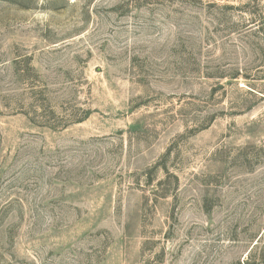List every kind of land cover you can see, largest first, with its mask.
Returning <instances> with one entry per match:
<instances>
[{"label": "rangeland", "instance_id": "1", "mask_svg": "<svg viewBox=\"0 0 264 264\" xmlns=\"http://www.w3.org/2000/svg\"><path fill=\"white\" fill-rule=\"evenodd\" d=\"M0 264H264V0H0Z\"/></svg>", "mask_w": 264, "mask_h": 264}]
</instances>
